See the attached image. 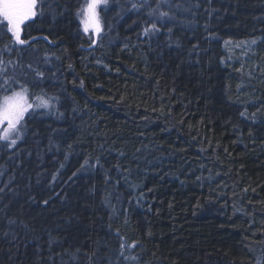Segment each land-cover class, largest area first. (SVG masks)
<instances>
[{
    "label": "trees",
    "instance_id": "1",
    "mask_svg": "<svg viewBox=\"0 0 264 264\" xmlns=\"http://www.w3.org/2000/svg\"><path fill=\"white\" fill-rule=\"evenodd\" d=\"M86 1L0 19V264H264V0Z\"/></svg>",
    "mask_w": 264,
    "mask_h": 264
},
{
    "label": "snow or ice",
    "instance_id": "2",
    "mask_svg": "<svg viewBox=\"0 0 264 264\" xmlns=\"http://www.w3.org/2000/svg\"><path fill=\"white\" fill-rule=\"evenodd\" d=\"M37 0H0V18L6 22V29L15 38L16 42L24 44L25 41L20 38L22 26L27 21L37 15ZM95 3H90L87 8V22L95 25L97 31L99 25L95 19ZM85 24V31L88 30V23ZM38 75H43L39 73ZM45 107L47 101H43ZM25 97L22 93H13L11 96H5L3 103L0 104V123L7 121L8 131L4 133L3 138L7 139L9 132L15 131L16 126L22 118L23 112L27 107ZM13 144L15 140L11 141Z\"/></svg>",
    "mask_w": 264,
    "mask_h": 264
},
{
    "label": "rangeland",
    "instance_id": "3",
    "mask_svg": "<svg viewBox=\"0 0 264 264\" xmlns=\"http://www.w3.org/2000/svg\"><path fill=\"white\" fill-rule=\"evenodd\" d=\"M90 3L96 4L95 19L99 25L98 31H97L95 25H93L90 22H87V8H88V5ZM105 5H107V0H87L86 1V4H85V6L82 10V13H81V24H82L84 31H85V24H86V22L88 23V30L85 32L92 33L96 37H98L101 34V32L103 31V19H102V15H101V8H103ZM0 19L3 20L2 18H0ZM14 93H22L23 96L25 97L26 105H31L29 95H28L26 90H20V91L14 92ZM12 94L7 95V96H11ZM3 98L0 99V104L3 103ZM29 109H30V107H27L26 110L23 112L22 118L20 119L19 123L16 126V130L9 132L7 139L3 138L4 133L6 131H8L7 121L0 123V140L7 141L11 146H16L19 143V141H20L19 139L22 137L23 121H25L24 119L26 118V116L29 112ZM12 140H15L14 144L11 142Z\"/></svg>",
    "mask_w": 264,
    "mask_h": 264
}]
</instances>
